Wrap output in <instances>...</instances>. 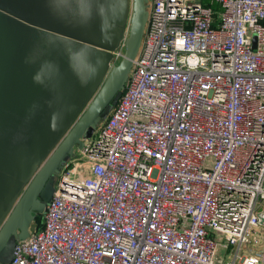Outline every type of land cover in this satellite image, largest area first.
Instances as JSON below:
<instances>
[{"label": "built area", "instance_id": "built-area-1", "mask_svg": "<svg viewBox=\"0 0 264 264\" xmlns=\"http://www.w3.org/2000/svg\"><path fill=\"white\" fill-rule=\"evenodd\" d=\"M149 6L85 163L5 264H264V0Z\"/></svg>", "mask_w": 264, "mask_h": 264}, {"label": "water", "instance_id": "water-1", "mask_svg": "<svg viewBox=\"0 0 264 264\" xmlns=\"http://www.w3.org/2000/svg\"><path fill=\"white\" fill-rule=\"evenodd\" d=\"M148 1L133 0L112 66L129 0H0V264L45 209L52 175L121 95Z\"/></svg>", "mask_w": 264, "mask_h": 264}, {"label": "rangeland", "instance_id": "rangeland-1", "mask_svg": "<svg viewBox=\"0 0 264 264\" xmlns=\"http://www.w3.org/2000/svg\"><path fill=\"white\" fill-rule=\"evenodd\" d=\"M149 7L150 6H149V1H148L147 8H149ZM132 8H133V0H129V10H130V12H129L127 21L125 23V29H124L123 38H122L121 43L123 42L125 37H128V34H129L130 19H131V15H132ZM131 72H132V68L130 70V73ZM130 73H129V76H130ZM119 96H117L116 99H118ZM112 108H113V105H111L107 109L105 114L98 121H96L95 125L93 126V130H91V131L87 132L85 135H83V137L81 138V143H78V144H76L74 146L72 154L69 155V157L65 160V162L63 164H61V166L59 167L58 171L55 174L52 175V177L50 178V180L48 181V183L46 185L45 192H44V195H43L44 196L43 200H44L46 205L49 203V201L51 200L54 192L56 191V189H58V187L60 185V181H61L62 175L64 173V169L66 167V164L68 162H79V161L82 162V163H85V156L81 152L82 146L84 145V142H86L87 140H92V138L95 136V134L99 131L104 119L109 115V113H110ZM82 143H83V145L80 146ZM45 209H46V207H45ZM45 209H43L41 211H38V212L45 213ZM37 225H38L37 221H34L31 224L30 233L36 231ZM18 240H13V244L15 243V241H18ZM12 254H13V248L11 247L10 251L8 252V255L6 256V259H9L10 257H12Z\"/></svg>", "mask_w": 264, "mask_h": 264}, {"label": "trees", "instance_id": "trees-1", "mask_svg": "<svg viewBox=\"0 0 264 264\" xmlns=\"http://www.w3.org/2000/svg\"><path fill=\"white\" fill-rule=\"evenodd\" d=\"M115 105V104H114ZM113 105V107H114ZM34 214H35V221L38 222V225L36 227V230H39L43 227V216H44V213H40L38 211H34Z\"/></svg>", "mask_w": 264, "mask_h": 264}, {"label": "flooded vegetation", "instance_id": "flooded-vegetation-1", "mask_svg": "<svg viewBox=\"0 0 264 264\" xmlns=\"http://www.w3.org/2000/svg\"><path fill=\"white\" fill-rule=\"evenodd\" d=\"M12 246H14V244H11V245H10V249H11ZM9 251H10V250H9Z\"/></svg>", "mask_w": 264, "mask_h": 264}]
</instances>
